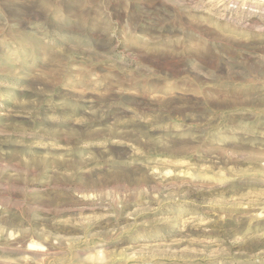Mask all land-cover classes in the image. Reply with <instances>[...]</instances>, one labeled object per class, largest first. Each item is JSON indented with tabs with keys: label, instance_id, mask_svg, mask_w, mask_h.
Masks as SVG:
<instances>
[{
	"label": "rangeland",
	"instance_id": "rangeland-1",
	"mask_svg": "<svg viewBox=\"0 0 264 264\" xmlns=\"http://www.w3.org/2000/svg\"><path fill=\"white\" fill-rule=\"evenodd\" d=\"M0 264H264L259 0H0Z\"/></svg>",
	"mask_w": 264,
	"mask_h": 264
},
{
	"label": "clouds",
	"instance_id": "clouds-1",
	"mask_svg": "<svg viewBox=\"0 0 264 264\" xmlns=\"http://www.w3.org/2000/svg\"><path fill=\"white\" fill-rule=\"evenodd\" d=\"M259 2L261 6H264V0H259Z\"/></svg>",
	"mask_w": 264,
	"mask_h": 264
}]
</instances>
